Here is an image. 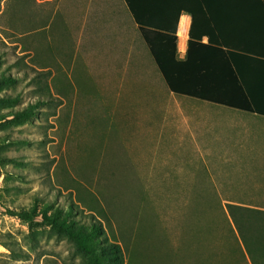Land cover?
Masks as SVG:
<instances>
[{"label": "rangeland", "instance_id": "rangeland-1", "mask_svg": "<svg viewBox=\"0 0 264 264\" xmlns=\"http://www.w3.org/2000/svg\"><path fill=\"white\" fill-rule=\"evenodd\" d=\"M74 4L0 0V77L17 79L0 88V98H21L0 105V264H85L73 242L40 217L14 215L46 206L47 216L73 208L80 223L101 224L103 241L121 247L125 264L257 262L264 226L240 224V234L224 208L233 200L234 172L233 160L221 157L223 150L232 157L234 144L197 137L211 151L210 161L195 159L183 152L195 139L178 142L185 129L168 123L156 132L157 112L161 122L169 117L158 71L152 78L142 53L137 66L95 58L81 65ZM137 70L152 77L142 80ZM37 102L30 120L15 119Z\"/></svg>", "mask_w": 264, "mask_h": 264}, {"label": "trees", "instance_id": "trees-1", "mask_svg": "<svg viewBox=\"0 0 264 264\" xmlns=\"http://www.w3.org/2000/svg\"><path fill=\"white\" fill-rule=\"evenodd\" d=\"M217 1L218 4L216 0H192L191 8L174 7L166 2L168 15L155 16L154 0H125L171 92L264 115V0ZM223 4L228 12L226 15L220 14ZM182 9L192 13L193 23L186 57L179 60L176 30ZM240 22L246 24L242 32L236 28ZM204 36H208L207 44L202 43ZM16 82V78L3 74L0 88L11 87ZM20 101V96L7 95L0 98V105L15 106ZM41 104L37 102L18 111L15 119L30 120ZM51 209L46 206L37 214V209L33 208L31 212L14 215L27 221L40 217L59 235L73 242L85 264H125L121 247L103 241L101 224L80 223L74 216L73 208L65 213L56 210L52 216H47ZM226 209L239 233L240 224L248 225L249 229L258 224L264 226V212L237 208L232 204H227ZM61 215L62 221L59 222ZM260 259L252 264H264V252H261Z\"/></svg>", "mask_w": 264, "mask_h": 264}, {"label": "crops", "instance_id": "crops-1", "mask_svg": "<svg viewBox=\"0 0 264 264\" xmlns=\"http://www.w3.org/2000/svg\"><path fill=\"white\" fill-rule=\"evenodd\" d=\"M73 1H75L73 6L75 10L74 22L81 36L76 57L81 59V65L94 64L96 60L105 62L106 65L130 64L131 59V64L137 66L142 64L140 59L142 53L147 55L150 62L148 67L153 71L151 74L153 77H151L158 76L157 66L139 33L138 25L135 23L125 0ZM154 1L156 2L153 7L155 16L168 15V7L164 5L166 2L172 3L174 7L191 8L193 6L192 0ZM216 2L219 3L217 0ZM217 14L219 15V6H217ZM220 14H228L224 9V4ZM192 23V13L182 9L179 13L176 30L177 58L179 60H184L186 57ZM237 25L238 32H242L246 27V24L242 22ZM208 41V36H204L202 43L207 44ZM87 52L90 54L86 55ZM149 56L155 68L152 66ZM88 58H95V61L87 62ZM124 58L127 60H120ZM142 69L145 70L146 67ZM84 72L90 74L87 67ZM140 72L141 70L136 72L138 78L142 80L151 78L149 74ZM158 73V77L164 82L159 71ZM164 85L166 86L165 82ZM168 91L170 93H166L161 105L169 106V117H165V120L161 122L163 111L157 112L153 129L157 132L159 125L168 123L170 129H185V132H181L180 135L178 132L177 139H179L180 144L183 143V138L195 139L193 144L194 146L197 145V149L192 148L193 144H190L191 147L183 149L185 157L195 155V159L199 158L200 155L201 159L210 161L207 156L211 151V149L207 150V148L201 147L197 137L205 139L204 141L207 140L208 143L218 140L219 145L223 144L225 140L232 142L234 144L233 156H227L223 150L221 157L225 162L233 160L234 196L233 200L225 201L237 208L264 212V115L241 111L188 96H179L169 89ZM192 124L197 125L195 130H193ZM203 139L202 142L204 143ZM226 207L227 204L224 205V208Z\"/></svg>", "mask_w": 264, "mask_h": 264}]
</instances>
